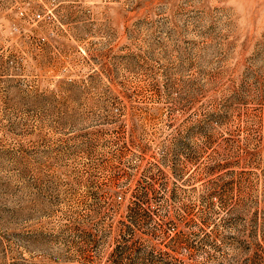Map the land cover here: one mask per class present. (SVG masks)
Returning a JSON list of instances; mask_svg holds the SVG:
<instances>
[{"label":"rangeland","instance_id":"rangeland-1","mask_svg":"<svg viewBox=\"0 0 264 264\" xmlns=\"http://www.w3.org/2000/svg\"><path fill=\"white\" fill-rule=\"evenodd\" d=\"M0 264H264V0H0Z\"/></svg>","mask_w":264,"mask_h":264}]
</instances>
